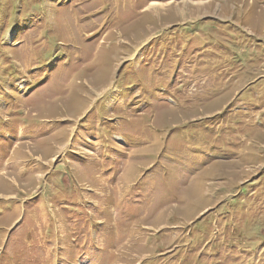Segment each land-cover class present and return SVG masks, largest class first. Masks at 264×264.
<instances>
[{"label":"rangeland","instance_id":"374dc122","mask_svg":"<svg viewBox=\"0 0 264 264\" xmlns=\"http://www.w3.org/2000/svg\"><path fill=\"white\" fill-rule=\"evenodd\" d=\"M0 264H264V0H0Z\"/></svg>","mask_w":264,"mask_h":264},{"label":"trees","instance_id":"16d2710c","mask_svg":"<svg viewBox=\"0 0 264 264\" xmlns=\"http://www.w3.org/2000/svg\"><path fill=\"white\" fill-rule=\"evenodd\" d=\"M245 192V191H244ZM247 192V191H246Z\"/></svg>","mask_w":264,"mask_h":264}]
</instances>
